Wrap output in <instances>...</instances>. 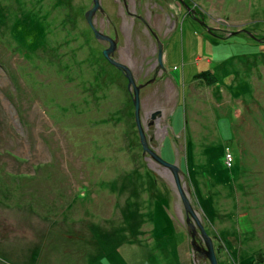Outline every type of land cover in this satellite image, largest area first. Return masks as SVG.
Listing matches in <instances>:
<instances>
[{
    "label": "rangeland",
    "instance_id": "1",
    "mask_svg": "<svg viewBox=\"0 0 264 264\" xmlns=\"http://www.w3.org/2000/svg\"><path fill=\"white\" fill-rule=\"evenodd\" d=\"M180 1L99 0L92 19L115 26L136 82L154 77L139 91L142 120L161 110L148 144L180 167L217 263L264 264V0ZM90 5L0 0V264H209L169 171L141 152L107 42L81 39Z\"/></svg>",
    "mask_w": 264,
    "mask_h": 264
},
{
    "label": "water",
    "instance_id": "2",
    "mask_svg": "<svg viewBox=\"0 0 264 264\" xmlns=\"http://www.w3.org/2000/svg\"><path fill=\"white\" fill-rule=\"evenodd\" d=\"M96 10L103 12L99 0H91V5L83 11V16L85 21L89 25L93 36L97 39H103L107 42L106 46L103 47L101 50L102 55L110 64H112L114 67L119 68L126 77V86L129 90L131 102L133 105L134 121L137 129L139 142L141 145V152L142 154H146L147 157L151 160L155 161L156 163L160 164L162 167L167 169L171 175V180L174 184L175 190L183 206L184 224L189 238L188 242L192 250V256L194 258L206 259L209 264H218L214 252L212 239L206 233L182 186L180 180V167L176 163L170 162L162 158L158 154V152L154 148H152L151 145L148 144L146 127L152 123L158 129L160 128L158 122L161 110H151L145 115L144 119L142 120L140 117L139 91L143 85L148 82H151L154 77H151L150 79L145 80L144 82H136L129 66L113 57V52L117 46L116 36H110L95 27L92 18ZM137 17L148 27L149 31L151 32L156 45V63L158 67L164 70V67L162 65V51L164 47L162 41L158 37L157 33L148 25L142 15L138 14Z\"/></svg>",
    "mask_w": 264,
    "mask_h": 264
},
{
    "label": "trees",
    "instance_id": "3",
    "mask_svg": "<svg viewBox=\"0 0 264 264\" xmlns=\"http://www.w3.org/2000/svg\"><path fill=\"white\" fill-rule=\"evenodd\" d=\"M68 7H70V5H69ZM65 10H66V8H65ZM76 13H80V11L77 10ZM72 16H73V14H71V11H66V12H65L63 22H64L66 28H67L68 26H71L72 24H73V25L76 24V23H75V19H74ZM79 16H80V18L82 19V21L85 22L82 13H80ZM73 20H74V21H73ZM84 24H85V26H86V30H85V33H82V32L80 31V33H81V34H80L81 39H82V37H84L83 40H89L88 38H90V39L93 40L94 37H93V34H92V32H91V29L89 28V26H87L86 23H84ZM74 26L82 27L80 24H79V25H74ZM66 32H67V31H66ZM83 32H84V31H83ZM86 35H87V36H86ZM101 58H102L104 61H106L102 55H101ZM113 67H114V66H113ZM199 74H207V71H206V70H205V71H202V72L199 73Z\"/></svg>",
    "mask_w": 264,
    "mask_h": 264
},
{
    "label": "flooded vegetation",
    "instance_id": "4",
    "mask_svg": "<svg viewBox=\"0 0 264 264\" xmlns=\"http://www.w3.org/2000/svg\"><path fill=\"white\" fill-rule=\"evenodd\" d=\"M123 2V3H122ZM137 2H139V0H136V2L135 3H137ZM176 2H177V6H181V1L180 0H176ZM121 3H122V5H123V7L125 8V10L127 11V8H126V0H121ZM138 14H140V13H137L136 15H135V18H137V20L138 21H140L141 23H143L138 17H137V15ZM175 14V13H174ZM140 15H142V14H140ZM142 17H143V15H142ZM83 18H84V16H83ZM145 20H146V22L148 23V20L145 18V17H143ZM85 20V19H84ZM175 21V23H174V25H173V28H174V26H176V18L174 19ZM94 23V22H93ZM144 24V23H143ZM95 25V24H94ZM145 25V24H144ZM148 25H149V23H148ZM113 26V28H114V32L110 35V36H116V39H118V35H117V31L115 30V26L114 25H112ZM146 26V25H145ZM150 26V25H149ZM96 27V26H95ZM151 27V26H150ZM146 28L148 29V27L146 26ZM152 28V27H151ZM153 29V28H152ZM167 30H170L171 29V26H169V27H167L166 28ZM154 30V29H153ZM101 31V30H100ZM148 31H149V29H148ZM155 31V30H154ZM156 32V31H155ZM149 33H150V31H149ZM157 33V32H156ZM106 34H108V33H106ZM109 35V34H108ZM113 57L115 58V56L113 55ZM117 59V58H116ZM118 60V59H117Z\"/></svg>",
    "mask_w": 264,
    "mask_h": 264
},
{
    "label": "built area",
    "instance_id": "5",
    "mask_svg": "<svg viewBox=\"0 0 264 264\" xmlns=\"http://www.w3.org/2000/svg\"><path fill=\"white\" fill-rule=\"evenodd\" d=\"M228 157H230V154H228Z\"/></svg>",
    "mask_w": 264,
    "mask_h": 264
},
{
    "label": "bare ground",
    "instance_id": "6",
    "mask_svg": "<svg viewBox=\"0 0 264 264\" xmlns=\"http://www.w3.org/2000/svg\"><path fill=\"white\" fill-rule=\"evenodd\" d=\"M150 34H151V32H150ZM152 35V34H151Z\"/></svg>",
    "mask_w": 264,
    "mask_h": 264
}]
</instances>
